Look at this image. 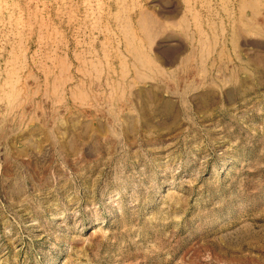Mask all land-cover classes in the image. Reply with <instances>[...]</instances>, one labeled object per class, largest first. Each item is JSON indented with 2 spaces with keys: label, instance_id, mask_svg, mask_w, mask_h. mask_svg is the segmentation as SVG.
Listing matches in <instances>:
<instances>
[{
  "label": "rangeland",
  "instance_id": "rangeland-1",
  "mask_svg": "<svg viewBox=\"0 0 264 264\" xmlns=\"http://www.w3.org/2000/svg\"><path fill=\"white\" fill-rule=\"evenodd\" d=\"M0 264H264V0H0Z\"/></svg>",
  "mask_w": 264,
  "mask_h": 264
}]
</instances>
